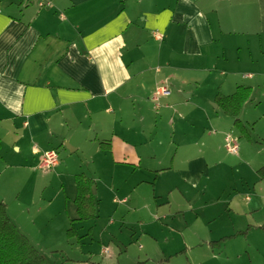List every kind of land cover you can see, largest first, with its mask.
<instances>
[{
  "label": "crops",
  "instance_id": "crops-1",
  "mask_svg": "<svg viewBox=\"0 0 264 264\" xmlns=\"http://www.w3.org/2000/svg\"><path fill=\"white\" fill-rule=\"evenodd\" d=\"M244 56L264 69V0H0V200L8 216L20 230L9 214L15 184L4 176L13 168L36 173L41 154L57 144L75 151L96 143L133 171L155 161L143 146L176 144L184 154L168 168L184 187L201 186L209 152L190 134L220 109L221 93L206 97L209 108L189 85L219 75L232 93L243 85ZM160 87L169 93L158 94ZM153 115V129L164 131L157 140ZM188 200L192 209L199 204Z\"/></svg>",
  "mask_w": 264,
  "mask_h": 264
},
{
  "label": "rangeland",
  "instance_id": "rangeland-1",
  "mask_svg": "<svg viewBox=\"0 0 264 264\" xmlns=\"http://www.w3.org/2000/svg\"><path fill=\"white\" fill-rule=\"evenodd\" d=\"M241 62L237 78L252 88L239 114L249 137L227 123L231 117L220 109H210L213 120L200 119L197 131L190 134L206 144L210 161L207 177L195 190L184 187L168 168L174 155L177 164L184 154L176 144L140 148L146 158L156 156L154 162L143 160L136 171L115 165L96 143L83 142L75 151L57 144L58 165H38L36 173L13 168L4 176L5 182L15 184L10 196H18L9 214L48 264H264V180L250 167L264 165V73L258 72L264 69L252 57L244 56ZM247 73L252 77L243 78ZM203 79L189 89L196 90L200 104L214 108L206 97L231 90L219 75ZM154 116L149 131L157 140L164 131L153 129ZM228 134L237 140L236 154L225 147ZM179 135L176 132L177 141ZM146 167L156 170L151 174ZM80 171L94 179L97 216L74 221L77 236L69 239L66 230L76 218L73 175ZM192 195L199 200L193 209L188 200ZM122 198L127 202L121 203Z\"/></svg>",
  "mask_w": 264,
  "mask_h": 264
},
{
  "label": "trees",
  "instance_id": "trees-1",
  "mask_svg": "<svg viewBox=\"0 0 264 264\" xmlns=\"http://www.w3.org/2000/svg\"><path fill=\"white\" fill-rule=\"evenodd\" d=\"M251 94V87L238 85L230 94H217L214 102L223 114L232 118L233 125L238 128L242 136L249 137L245 124L239 118L243 104ZM100 146L108 145L107 141L99 143ZM257 172L264 174V165ZM263 177V176H262ZM75 185L76 218L71 220L66 236L70 239L77 236L76 229L72 226L74 221L90 220L97 216V206L91 186L94 184L92 177L80 171L73 175ZM264 232V223L262 224ZM222 238L221 240H224ZM0 264H48L46 258L40 253L23 234L12 219L8 216L6 204L0 200Z\"/></svg>",
  "mask_w": 264,
  "mask_h": 264
},
{
  "label": "built area",
  "instance_id": "built-area-1",
  "mask_svg": "<svg viewBox=\"0 0 264 264\" xmlns=\"http://www.w3.org/2000/svg\"><path fill=\"white\" fill-rule=\"evenodd\" d=\"M157 92L158 94L169 93L168 89L165 87H160ZM225 147L229 152L234 154H236L239 149L237 141L233 139L229 134L225 137ZM57 163H58L57 151L55 149H48L41 154L38 165L42 169H49L55 166Z\"/></svg>",
  "mask_w": 264,
  "mask_h": 264
},
{
  "label": "water",
  "instance_id": "water-1",
  "mask_svg": "<svg viewBox=\"0 0 264 264\" xmlns=\"http://www.w3.org/2000/svg\"><path fill=\"white\" fill-rule=\"evenodd\" d=\"M91 189H92V192L94 193V192H95V186L92 185V186H91Z\"/></svg>",
  "mask_w": 264,
  "mask_h": 264
}]
</instances>
